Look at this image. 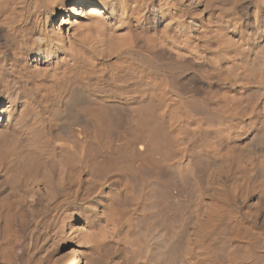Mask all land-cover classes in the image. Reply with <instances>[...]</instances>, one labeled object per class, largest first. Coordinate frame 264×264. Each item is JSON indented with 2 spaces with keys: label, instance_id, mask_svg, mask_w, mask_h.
Returning <instances> with one entry per match:
<instances>
[{
  "label": "bare ground",
  "instance_id": "obj_1",
  "mask_svg": "<svg viewBox=\"0 0 264 264\" xmlns=\"http://www.w3.org/2000/svg\"><path fill=\"white\" fill-rule=\"evenodd\" d=\"M0 264H264V0H0Z\"/></svg>",
  "mask_w": 264,
  "mask_h": 264
}]
</instances>
